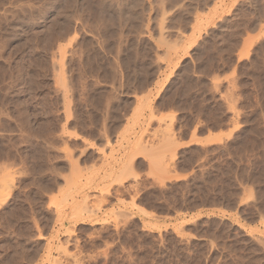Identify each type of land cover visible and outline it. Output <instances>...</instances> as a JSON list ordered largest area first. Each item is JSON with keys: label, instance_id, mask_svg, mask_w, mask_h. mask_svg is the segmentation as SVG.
<instances>
[{"label": "rangeland", "instance_id": "374dc122", "mask_svg": "<svg viewBox=\"0 0 264 264\" xmlns=\"http://www.w3.org/2000/svg\"><path fill=\"white\" fill-rule=\"evenodd\" d=\"M0 185V264H264V0H0Z\"/></svg>", "mask_w": 264, "mask_h": 264}, {"label": "bare ground", "instance_id": "6f19581e", "mask_svg": "<svg viewBox=\"0 0 264 264\" xmlns=\"http://www.w3.org/2000/svg\"><path fill=\"white\" fill-rule=\"evenodd\" d=\"M64 1H65V0H64ZM73 1H74V0H73ZM75 1H76V0H75ZM69 2H70V1H69ZM98 2H99V1H98ZM103 2H104V0H103ZM74 4H75V3H74ZM61 12H62V11H61ZM97 13H98V12H97ZM221 131H222V130H221ZM223 133H224V132H223ZM223 133H222V134H223ZM6 175H8V174H6ZM7 179H10V178H7ZM5 180H6V178H5ZM5 180H4V181H5ZM4 181H2V182H4ZM6 182H7V180H6ZM6 186H7V185H6ZM0 187H1V185H0ZM4 187H5V185H4ZM5 188H6V187H5ZM5 188H4V189H5ZM0 192H1V191H0Z\"/></svg>", "mask_w": 264, "mask_h": 264}]
</instances>
